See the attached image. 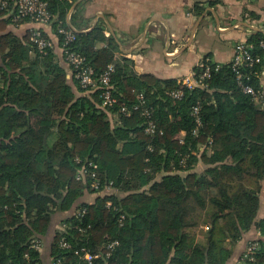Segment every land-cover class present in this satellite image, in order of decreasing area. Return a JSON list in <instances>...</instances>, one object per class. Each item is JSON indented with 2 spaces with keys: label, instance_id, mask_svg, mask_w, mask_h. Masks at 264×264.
<instances>
[{
  "label": "trees",
  "instance_id": "16d2710c",
  "mask_svg": "<svg viewBox=\"0 0 264 264\" xmlns=\"http://www.w3.org/2000/svg\"><path fill=\"white\" fill-rule=\"evenodd\" d=\"M42 1L59 46L58 29L74 30L68 48L96 74L114 65L110 80L116 103L102 108L99 91L86 93L76 80L73 85L84 95L75 94L52 51L34 48L30 32L21 41L3 32L14 25L13 15L0 13V76L6 83L0 97V264L41 263L32 240L47 235L53 214L75 206L86 213L63 221L70 248L59 246L60 235L51 243L50 259L62 264H88L74 252L104 256L110 241L119 246L101 260L104 264H226L233 245L252 226L261 238L249 241L258 247L249 258L244 252L240 264H264V217L256 221L261 201L264 206V109L239 89L230 65L213 73L206 88L137 75L131 61L115 58L116 42L104 35L103 25L91 28L78 15L82 1ZM263 40L261 32L247 40L261 58ZM261 68L259 63L242 71L255 90L262 89ZM193 72L201 74L198 68ZM179 88L183 96L173 101L168 93ZM139 94L144 102L133 110ZM196 105L201 125L193 135ZM122 106L129 116L120 112ZM29 114L39 115L42 126L56 124L58 140L50 151L30 127ZM149 121L153 133L146 132ZM76 158L96 165L97 190L89 178L76 179ZM199 162L206 166L201 174ZM111 187L123 195H105ZM85 193L95 194L94 202L76 205Z\"/></svg>",
  "mask_w": 264,
  "mask_h": 264
},
{
  "label": "crops",
  "instance_id": "0c3cea01",
  "mask_svg": "<svg viewBox=\"0 0 264 264\" xmlns=\"http://www.w3.org/2000/svg\"><path fill=\"white\" fill-rule=\"evenodd\" d=\"M81 1L78 15L88 20L91 28L96 24L103 25L104 35L114 38L116 42L118 50L115 58L131 61L137 75H151L160 80L178 81L185 78L205 57L221 66L228 65L232 61L236 44L247 41L256 32L264 34V0H76ZM36 28H41L52 41V55L65 70L68 84L75 94L84 95L73 85V72L65 62L59 40L50 27H40L30 21H24L18 25H7L3 32H11L21 41L27 33ZM26 50V58L34 60V53L30 48ZM260 59L262 71L259 79L264 91V57ZM34 71L28 72L34 75ZM2 76L0 97H3L6 90ZM34 83L36 88L38 80ZM15 109L17 110L16 107ZM49 114L48 108L45 117H49ZM109 116L110 119L113 118V115ZM28 122L42 137L45 149L50 151L58 140L56 124L42 126L41 117L37 114H29ZM61 157V154L56 156V164ZM205 168L206 166L199 162L196 172L201 174ZM156 175L159 179L160 174ZM103 193L116 194L119 197L123 195L112 187ZM94 200L95 194L85 193L76 205L91 204ZM75 207L51 216L47 235L39 238L43 247L40 254L42 264H50L52 240L60 235L63 226L67 227L63 221L75 216L78 211ZM263 212L261 201L256 221L264 217ZM260 238L256 226H252L233 245L226 264H240V258L249 241Z\"/></svg>",
  "mask_w": 264,
  "mask_h": 264
},
{
  "label": "built area",
  "instance_id": "2783aa9c",
  "mask_svg": "<svg viewBox=\"0 0 264 264\" xmlns=\"http://www.w3.org/2000/svg\"><path fill=\"white\" fill-rule=\"evenodd\" d=\"M12 13L14 25H18L24 21H30L39 25L40 27H50L52 22V16L49 12L48 5L42 0H0V13ZM58 33L63 36V43L60 46L62 50V55L65 62L73 68L74 78L77 81L79 87L86 93L99 91V99L101 101L102 108L108 109L112 108L116 99L114 97V90L111 85V75L114 71V65L108 64L103 72L96 74L94 69L85 61V58L78 54L76 51L68 48L69 44L74 41V30L65 31L62 28L58 29ZM29 43L40 52H46V50H52V41L43 36V31L41 28L32 29L29 35ZM260 47L264 49V40L260 42ZM212 62V61H211ZM261 62L259 56L253 55L252 46L247 42H240L236 44L232 61L229 63L232 73L235 75L237 86L246 95L252 96L254 101L264 109V91L255 90L251 85L244 82V74L242 71L244 69H252L254 66ZM213 63V62H212ZM222 66L216 63L210 64V59H202L196 66L201 70L199 77H196L195 73L192 72L190 75L183 79L177 81L180 87H185L188 89L193 88H206L207 80L211 75L217 72ZM169 97L173 100H180L183 96L182 89H176L168 93ZM140 103L133 107V110H137L141 107L144 100L141 94L138 95ZM120 112L126 116L131 114L130 110L122 106ZM145 116H150L149 112L145 110ZM191 115L195 122V127L192 130L193 135L198 134V128L201 125L199 118V106L196 105L192 107ZM155 124L153 121H149L146 127L147 133L154 132ZM76 163L80 164L77 170L76 179L85 180L86 177L90 179V188L94 191L99 188V182L97 180L96 165L90 161L81 162L80 159H75ZM86 213V209H81L77 211L75 216L82 218ZM67 227L63 226L60 231L59 246L63 249L70 248L69 244L64 238V233ZM116 241H110L105 245L107 250L104 256L101 253L90 254L84 249L80 251H75L74 254L81 257L83 261L88 264H104L101 262L106 258L110 257L115 247H118ZM31 247L41 253L42 252V242L38 239H33ZM258 245L256 243L248 244L245 251L244 257L249 258V256L257 249ZM34 264H42L40 262ZM50 264H62L61 259L52 260ZM106 264V263H105Z\"/></svg>",
  "mask_w": 264,
  "mask_h": 264
},
{
  "label": "rangeland",
  "instance_id": "374dc122",
  "mask_svg": "<svg viewBox=\"0 0 264 264\" xmlns=\"http://www.w3.org/2000/svg\"><path fill=\"white\" fill-rule=\"evenodd\" d=\"M82 9V8H81Z\"/></svg>",
  "mask_w": 264,
  "mask_h": 264
}]
</instances>
